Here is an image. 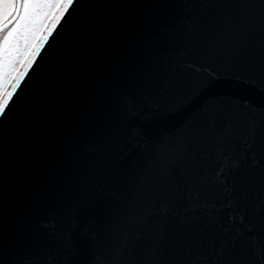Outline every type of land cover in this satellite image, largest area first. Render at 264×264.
Listing matches in <instances>:
<instances>
[{"label": "snow or ice", "instance_id": "6c2138e0", "mask_svg": "<svg viewBox=\"0 0 264 264\" xmlns=\"http://www.w3.org/2000/svg\"><path fill=\"white\" fill-rule=\"evenodd\" d=\"M193 37L264 84V0H0V215L72 183L90 160L100 162L90 188L102 193L123 163L119 149L97 141L116 102L123 98L128 114L140 111L170 66L167 53ZM248 109L237 149L226 152L220 142L211 177L193 178L175 158L160 175L135 264H264V109ZM233 119L202 108L182 137L189 156L208 139L200 121L211 131ZM209 217H219L212 240ZM81 228L66 222L58 264H87V238L74 239ZM221 237L231 245L217 244ZM16 239L0 232V264H29Z\"/></svg>", "mask_w": 264, "mask_h": 264}, {"label": "water", "instance_id": "95a60500", "mask_svg": "<svg viewBox=\"0 0 264 264\" xmlns=\"http://www.w3.org/2000/svg\"><path fill=\"white\" fill-rule=\"evenodd\" d=\"M188 10L198 16L193 6L189 5ZM195 28V23L186 25L187 31L194 32ZM167 56L171 57L170 66L149 87L150 94L140 111L128 114L122 109L121 98L112 110L108 126L97 136L98 144L119 149L123 160L119 173L108 181L102 193L90 188L91 171L100 163L90 160L82 165L84 172L72 183L27 207L0 215V232L5 236L17 234V252L29 264H58L60 235L69 218L83 225L74 239L87 238V264H135L141 225L151 207L149 192L172 160L175 158L187 168L193 178L211 177L220 142L226 152L237 149L248 106L264 109V84L259 78L209 52L195 37L185 39ZM193 64L203 65L206 71L194 72ZM249 77L252 82H247ZM180 97L190 98L191 102L178 103ZM209 105L233 113L234 119L218 121L211 131L200 121L208 139L199 145L194 156H189L183 134L201 109ZM261 115L256 113L257 120ZM215 194L209 185L206 195L213 199ZM86 206L90 212H85ZM218 220L219 217L208 218L204 229L208 240L220 232ZM89 228L87 236L81 237V231ZM216 243L230 246L231 240L221 237Z\"/></svg>", "mask_w": 264, "mask_h": 264}]
</instances>
